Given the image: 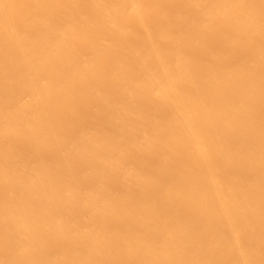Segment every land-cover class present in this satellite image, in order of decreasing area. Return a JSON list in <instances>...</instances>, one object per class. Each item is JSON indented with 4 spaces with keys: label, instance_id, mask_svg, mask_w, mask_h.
<instances>
[{
    "label": "bare ground",
    "instance_id": "bare-ground-1",
    "mask_svg": "<svg viewBox=\"0 0 264 264\" xmlns=\"http://www.w3.org/2000/svg\"><path fill=\"white\" fill-rule=\"evenodd\" d=\"M0 264H264V0H0Z\"/></svg>",
    "mask_w": 264,
    "mask_h": 264
}]
</instances>
